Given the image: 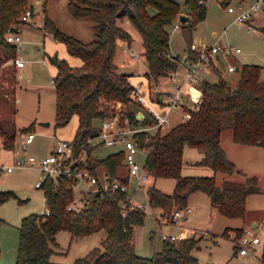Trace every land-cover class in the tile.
Returning <instances> with one entry per match:
<instances>
[{"label":"trees","instance_id":"1","mask_svg":"<svg viewBox=\"0 0 264 264\" xmlns=\"http://www.w3.org/2000/svg\"><path fill=\"white\" fill-rule=\"evenodd\" d=\"M226 1L229 0H225L224 5ZM27 9L32 17L30 0H0V65L16 56L15 47L6 42L5 36L10 33V28L17 30L18 18ZM67 10L75 19H94L97 22L94 26L96 38L82 43L60 33L48 18L44 20L43 29L64 44L69 56L80 61V65L74 67L57 56L49 58L56 69L52 79L54 126L63 127L75 116L77 129L69 142L74 155L85 154L84 167L92 175L98 176V169H102L109 179L127 185L129 178L121 174L123 151L103 158L93 156L94 140L103 120L116 116L120 120L127 118L131 128L153 124L145 114L142 120L136 119V113L143 108L131 97L134 88L129 81L130 76L119 74L113 62L116 42L119 40L127 46L131 43L130 35L117 22L127 19L139 34L147 69L145 78L151 83L167 77L178 67L179 57L169 53L168 28L181 14L189 18L179 27L183 31L186 54L191 60L197 58L191 49V35L196 25L206 17L205 1L68 0ZM260 32L264 35V27H260ZM236 68L238 77L234 87L218 71L216 82L203 81L202 103L187 108L188 118L165 134L139 131L131 135L139 151L146 153L141 167L153 181L146 189L148 206L159 209L163 219L186 208L189 197L201 192L208 196L210 205L219 215L243 220L248 196L262 193L257 177L246 176L238 170L220 145L222 132L230 130L235 144L264 148V80L260 79L261 67L241 64ZM0 137L5 148L14 146L15 133L12 130H0ZM186 147L201 154L197 164L210 168L212 176L181 174ZM216 173L225 176L237 174L243 179L238 182L224 179L218 186ZM158 179L174 181L171 194L154 186ZM38 189L43 190L48 214H32L21 220L15 264H55L50 262V258L58 248L56 236L59 232L68 233L72 242L101 230L106 236L99 247L91 249L73 264H198L192 253L199 250L202 238L195 235L184 239H164L162 251L151 257L136 255L134 229L142 224L145 211L130 209L127 193L102 191L98 184L95 193L84 196L82 201H75L72 182L66 178L57 181L45 179ZM7 198L6 193L0 192V205ZM74 202L77 203L75 208L68 210ZM242 230L233 229L236 238ZM226 233L227 230L222 235L226 237ZM232 242L234 250H238L237 242ZM257 259L258 264H264V239Z\"/></svg>","mask_w":264,"mask_h":264},{"label":"rangeland","instance_id":"2","mask_svg":"<svg viewBox=\"0 0 264 264\" xmlns=\"http://www.w3.org/2000/svg\"><path fill=\"white\" fill-rule=\"evenodd\" d=\"M30 1L33 16L27 23H22L20 15L19 23L16 25L23 41L17 55L22 57L24 68L16 70L11 60H6L0 65V130L6 132L12 130L15 133L14 146L11 149L4 147L1 137L0 147L14 152L15 155L23 159L32 156L36 161H40L50 153L52 145L57 140L72 141L77 129L75 116L71 117L63 127L56 128L54 126L55 92L52 79L56 74V69L50 63L49 58L57 56L59 59L66 60L71 66H76L79 61L77 58L69 56L64 44L55 40L50 33L43 29L44 20L48 18L60 33L82 43H89L96 38L94 26L97 22L91 18L75 19L71 17L67 10L68 0ZM228 2L235 4V0ZM205 4L207 7L206 17L192 31L191 42L203 41L207 45L218 42L221 47L240 50V54L229 56L218 64V72L231 87L235 86L238 73L236 71L228 73L226 70L228 64H233L235 67L241 64L257 65L261 67L260 79L264 80V35L260 32L257 34L248 33L244 26L234 21V15L226 12L223 3L206 0ZM253 20L256 26L264 27L262 11H259ZM117 24L131 37V43L128 46L119 40L116 42L113 62L117 66V72L144 82L147 69L141 38L127 19L118 21ZM175 25L182 24L177 20L168 28L169 53L172 56L183 58L186 54L185 39L181 29H174ZM136 55L137 58H135ZM20 74L24 76L19 77ZM205 79L209 82H216L218 76L212 73L206 75ZM147 83L151 97H154L158 93L157 91L167 92L172 89L167 77ZM183 105L181 109L172 111L169 117V126L163 128L160 134H165L181 122L180 117L185 115L186 109L190 107L187 101L183 102ZM118 107L116 106V109ZM13 111L16 115L13 114ZM142 111L148 117L145 110ZM39 123H48L49 125L42 127ZM29 131L35 132L34 141L25 150H21L19 146L22 136ZM156 132L150 130L151 134ZM226 134L230 136L231 131H224L222 138L224 148L227 147ZM229 136V143H231ZM94 145L93 156L96 158H103L122 149L117 145L105 146L97 140H94ZM145 154L143 151L137 153L136 160L139 165H142ZM228 154L230 158L236 160L239 169L247 170L258 178L262 193L249 200L247 216L254 218L255 222H259V227L254 228L253 231L261 238L260 230L264 229V222H262L264 219V152L257 155V160L254 163H248L244 158L246 156L244 153L239 157L235 154L231 155L229 151ZM200 158L201 154L196 149L184 148L181 174L183 176H212L213 172L210 168L197 164ZM12 162L13 156L0 152V165H8ZM122 171L124 172V170ZM225 177L224 174L216 173V184L220 186ZM233 177L241 180L239 176ZM41 181H43L42 173L37 166L16 167L9 174L0 176V192L8 195V198L0 205V264H15L19 239L18 228L21 220L28 215H40L45 211L43 190L35 187ZM152 183V179H149L147 184L140 186L133 197V202L143 205L145 211L142 224L134 229L133 242L136 255L147 258L161 252L164 235L174 236L175 239L190 238L195 235L202 238L199 250L192 253L198 264H258L257 255H259L260 247L255 254L249 253L244 256L239 254L237 249L234 250L235 245L232 242L234 240L238 245V238H236L233 229L243 225L250 227L251 223L248 220L243 224L240 219H227L219 215L210 205L208 196L198 192L191 195L187 201L186 207H190L192 212L185 219L182 218L177 225H173L171 223L172 216L163 219L159 209H151L148 206L146 189ZM173 185V180L161 179L156 186L164 193L168 187L167 194H171L170 187ZM82 187H86V185ZM80 195L79 190L74 188L75 201L80 199ZM225 230H227L226 237L222 235ZM105 236V232L101 230L70 242L68 233L59 232L56 236L58 248L51 256L50 262L73 264L75 260L85 256L91 249L99 247Z\"/></svg>","mask_w":264,"mask_h":264},{"label":"built area","instance_id":"3","mask_svg":"<svg viewBox=\"0 0 264 264\" xmlns=\"http://www.w3.org/2000/svg\"><path fill=\"white\" fill-rule=\"evenodd\" d=\"M206 2V0H204ZM223 3L225 0H215ZM225 10L228 14L234 15V21L246 28V31L251 34L260 32V26L254 24L253 17L263 11L264 0H235V4L226 1ZM31 17L29 9L21 15L20 21L27 23ZM180 25H175L174 29H179ZM8 44L15 47L16 54L20 51L23 41L18 33H8L5 36ZM191 49L197 54L195 60H191L187 54L183 58H179L178 67L167 76L171 83L172 89L167 92H159L154 97L142 93L138 86H133L131 97L145 110L148 117L153 121V124L145 128H131L127 118L113 117L103 120L99 126V132L95 138L100 144L105 146H120L124 152L123 168L126 171V177L129 178V183L126 185L118 180H111L106 174L102 176L92 175L85 165V154L79 153L74 155L73 148L68 141H58L52 148L50 153L40 161H36L34 157L29 156L23 159L10 150H4L6 154L13 156L12 164L0 165V176L9 174L16 167H33L37 166L42 173L43 181L52 179L54 181L66 178L72 182V190H79L80 201L84 196L93 194L97 191V185H101L102 191L117 192L129 194V184L134 179L137 186H142L149 182V176L143 170L141 165L137 163L136 155L139 149L131 139V135L139 131H159L169 126V117L172 111L181 109L183 102H188L189 106H198L202 103L201 84L206 79V75L217 74L218 64L229 56L240 54L238 48H224L218 42L213 45L202 44L199 46L191 45ZM137 58V55L135 56ZM16 68H23L24 62L22 57H15L12 60ZM228 73H234L237 68L233 64H228L226 68ZM143 116L145 113H143ZM188 118L187 113L180 117L181 122ZM35 138L34 132L25 133L22 136V142L19 147L25 150L28 145L33 143ZM88 142H91L90 140ZM41 182L35 185L40 186ZM86 185V187H82ZM128 202L130 209L138 208L144 210V206L133 202V197L129 194ZM78 200V201H79ZM77 205L74 202L68 207V210L75 208ZM192 212L190 207L183 210H176L172 214L173 225H177L182 218H185ZM43 214L47 215L45 210ZM124 216V211L121 212ZM164 239L174 240V236H163ZM261 239L254 233L253 229L244 228L238 237V252L241 255L256 253L260 247Z\"/></svg>","mask_w":264,"mask_h":264},{"label":"crops","instance_id":"4","mask_svg":"<svg viewBox=\"0 0 264 264\" xmlns=\"http://www.w3.org/2000/svg\"><path fill=\"white\" fill-rule=\"evenodd\" d=\"M17 33L19 34V32L17 31ZM261 33V32H260ZM20 35V34H19ZM193 45H195V46H199V45H202V44H206V43H204L203 41H198V42H196V43H192ZM207 45V44H206ZM171 56H172V54H170ZM17 56H19V55H17L16 54V56L15 57H17ZM19 57H21V56H19ZM13 64V63H12ZM80 65V61H77V63H76V66H74V67H77V66H79ZM14 66V65H13ZM14 68L17 70V69H19V70H21V69H23L24 68V66H23V68H16L15 66H14ZM20 73V72H19ZM24 75L23 74H20V76L19 77H23ZM144 82L143 81H138V80H134V78H130L129 79V81H130V83L132 84V86H138V88H139V90L142 92V93H144V94H146V95H150V93H149V91H148V89H149V84L147 83L148 82V80L144 77ZM147 81V82H146ZM158 93L159 92H166V91H157ZM139 112V111H138ZM140 112H143V111H140ZM14 115H16V114H14ZM43 127V126H42ZM35 133V132H34ZM223 136H224V132H222V134H221V137H220V145H221V147H222V149L224 150V152L226 153V156H227V158L230 160V161H232L233 163H234V165H235V167L236 168H238V164L236 163V160H234V159H232V158H230L229 157V154H228V151H229V153H231V155L233 154H235V155H237V157H239V155L240 154H242V153H244L246 156L244 157L245 158V160L248 162V163H254V161L255 160H257V155H259V154H262V152H264V148H262V147H258V146H244V145H239V144H235L233 141H232V137H231V135L229 136L230 137V141H231V143H229V139H228V136H227V134H226V145H227V150H226V148H224L223 147V144H222V138H223ZM22 142V141H21ZM57 142H58V140L52 145V148L57 144ZM20 145H21V143H20ZM0 146H1V144H0ZM20 147V146H19ZM52 148L50 149V151L52 150ZM4 152V150H3V148L2 147H0V152ZM256 165V164H255ZM123 170H124V172L122 171V175H124V176H126V171H125V169L123 168ZM238 170H240L242 173H244L246 176H255V175H253V174H250V172H248L247 170H243V169H239L238 168ZM181 171H182V169H181ZM97 174H98V176H102L103 174H104V171L102 170V169H98V171H97ZM233 176H239V175H237V174H234V175H232V176H226L225 177V179H228V180H231V181H236V182H238V181H241L243 178H242V176H239L240 178H241V180L240 179H236V178H234ZM256 177V176H255ZM258 179V178H257ZM161 179H158V180H156L155 182H154V186L158 189V187L156 186L157 185V183H159V181H160ZM135 184V185H134ZM134 185V188L131 190V188H132V186ZM174 186V185H173ZM173 186L172 187H170L172 190H173ZM129 194L131 195V197H134L135 195H136V193H137V191L140 189V186H137V184H136V182H135V180L134 179H132L131 180V183L129 184ZM160 191H162L161 189H159ZM167 191H169L168 190V187H166V190H165V192H166V194H167ZM163 192V191H162ZM164 193V192H163ZM171 193H172V191H171ZM256 195H260V194H254V195H250V196H248V198H247V200H246V215H245V218L243 219V220H241L242 221V223L243 224H245L246 222V220H248L249 221V223H251V225H250V227L253 225V224H255V228H257V227H259V222H255V219L254 218H252V217H249L248 218V216H247V214H248V208H247V205H248V202H249V200L252 198V197H254V196H256ZM248 218V219H247ZM183 219H185V218H183ZM253 221V222H252ZM262 222H264V219L262 220ZM238 228H248V227H245L244 225L242 226V227H238ZM252 229H254V228H252ZM260 235H261V240H263L264 239V229H261L260 230ZM258 256V255H257Z\"/></svg>","mask_w":264,"mask_h":264},{"label":"water","instance_id":"5","mask_svg":"<svg viewBox=\"0 0 264 264\" xmlns=\"http://www.w3.org/2000/svg\"><path fill=\"white\" fill-rule=\"evenodd\" d=\"M263 11H264V7H263ZM178 21L180 24H185L189 21V18L186 15L181 14L178 18ZM9 32L10 33H17V30H16V28L12 27V28H10ZM143 118H144V116H143L142 112L139 111L136 113V119L142 120ZM39 125L43 126V127H47L49 124L48 123H39ZM251 228H255V224H253L251 226Z\"/></svg>","mask_w":264,"mask_h":264}]
</instances>
